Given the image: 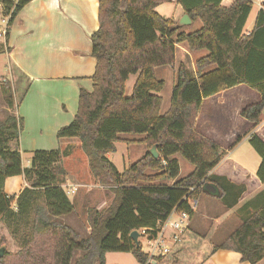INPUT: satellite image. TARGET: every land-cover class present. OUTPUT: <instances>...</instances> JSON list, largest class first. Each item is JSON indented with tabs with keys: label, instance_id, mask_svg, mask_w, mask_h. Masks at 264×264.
Returning a JSON list of instances; mask_svg holds the SVG:
<instances>
[{
	"label": "trees",
	"instance_id": "16d2710c",
	"mask_svg": "<svg viewBox=\"0 0 264 264\" xmlns=\"http://www.w3.org/2000/svg\"><path fill=\"white\" fill-rule=\"evenodd\" d=\"M31 1L0 0V15L7 18V28ZM175 1L181 0L98 3V29L90 37L92 57L96 60L92 90L80 89L72 122L56 133L58 141L79 142L92 178L113 196L104 214L99 215L92 208L86 211L88 239L77 242L71 227L44 218L64 217L74 211L61 188L67 177L63 153L59 149L35 151L29 165L22 168L18 141L23 122L14 116L10 83L2 81L11 114L0 121V221L18 250L13 254L5 252L0 264H71L75 252H88L92 247L96 250L97 264H106L105 256L109 253H129L139 264H145L147 257L130 238L133 231L163 223L174 208L191 217L194 212L184 199L197 200L201 194L210 195L205 191L207 185L217 189L215 198L229 197V202L223 204L225 207L237 203L238 186L224 179L226 188L222 189L218 183L222 178L210 175L223 152L217 144L198 134L195 124L204 98L236 85H245L258 94V101L245 106L240 118L253 128L260 123L264 113V51L261 58L250 55L256 51L252 37L264 31V12L259 10L254 29L244 36L241 30L252 7L249 0H234L228 8L200 3L184 8V15L192 23H201L197 31L185 33V27L175 28L176 22L156 12L161 3ZM181 44L190 52L204 50L207 55L195 62L194 72L179 64L170 107L161 115L162 99L158 94L165 84L155 77V69L173 66L176 45ZM131 75H136V80L127 97L126 83ZM123 134L143 135L144 139L138 143L146 145L148 151L120 173L106 156L116 153V143ZM240 141L238 137L234 145ZM249 144L261 159L257 177L264 182V143L252 136ZM152 147L159 155L157 159L149 152ZM176 155L194 166L192 173L180 180H177L179 165L171 159ZM148 171L154 174L147 175ZM19 176L26 186L16 199L9 198L4 193L5 181ZM148 235L153 238L155 234L148 232ZM4 243L0 241V245ZM218 251L238 254L241 263L263 261L264 218L255 212L243 219L224 242L212 247L208 257ZM174 259L177 263V258ZM163 260L157 264L164 263Z\"/></svg>",
	"mask_w": 264,
	"mask_h": 264
},
{
	"label": "crops",
	"instance_id": "0c3cea01",
	"mask_svg": "<svg viewBox=\"0 0 264 264\" xmlns=\"http://www.w3.org/2000/svg\"><path fill=\"white\" fill-rule=\"evenodd\" d=\"M99 1H31L18 13L10 27H6L8 29V37H3L4 51L1 52L7 58L12 73L11 82L7 81L12 88L15 106L14 116L23 122L18 146L21 161L23 155H27L28 160L25 165H22V168H26L29 165L33 152L59 149L63 153V167L67 172L65 183L61 188L64 190L65 186L74 187L76 188L74 194L77 193L78 188H87L84 178H90L89 168L87 169L88 163L86 166V157L84 159L85 155L82 156L83 153L80 150L79 143L76 142L77 140L63 139L58 141L56 133L60 128L72 122L77 112L80 89L89 92L92 90L91 77L95 72L96 60L92 57L90 37L98 29ZM233 1L181 0L179 3L176 1L169 3L173 7L169 12L162 6L164 3H161L157 6L156 12L164 19L177 22L184 15L185 7L207 3L218 4L220 7L228 8ZM159 7H162L161 14L158 11ZM258 12L259 10L252 5L241 30L242 35L252 32ZM5 22L4 24L7 25V19ZM189 27V33H192L200 29L201 23L196 21ZM183 32L185 31L183 30ZM252 40L256 51L251 52L250 58H261L264 51V31L260 34H255ZM177 47L179 46L176 45V49ZM176 49L175 58H177ZM203 51H189V58H194V54L203 53ZM206 55L207 51L199 58H203ZM214 97H221L222 105H219L220 116H217L216 120L222 123L223 128L220 130L207 129L206 126L209 123V118L207 117L201 128L203 131L199 132L197 128L196 131L217 144L222 152L221 146L230 148L229 154L222 156L220 163L211 171L210 175L216 178H224L238 186L235 193L240 197L233 207L227 208L221 206L214 196L199 195V197H204L206 209L201 212L199 217H197L198 209H196L190 217L189 232H197L196 229L199 225L207 226L202 237L206 239L210 232V237L208 238L210 243L216 238V233L219 231L224 229L235 231L242 223V220L252 213H259L264 218V182H261L257 177V169L261 159H259V156L253 159V168H250L251 166L245 162L244 158H242V161L239 159L231 160L233 152H237L244 145H247L252 136H256L264 143V119H261L260 123L253 128L247 125L239 116L240 111L245 106L250 105L248 102L253 100V103H256L258 101V94L245 85H236L225 89ZM214 97H211V99ZM234 100L239 102L238 107L227 110L229 102ZM7 113L8 115L11 114L8 110ZM197 121L198 118L196 125ZM231 123L233 124L232 128L228 127ZM238 137H241V141L234 145L235 147L232 146ZM143 139L144 137L134 141H122L120 139L116 143V153H118L117 146L124 147L128 152L130 145L139 144L138 142ZM139 145L145 148V145ZM74 147L78 149L79 154L76 153L77 151L74 150ZM146 151L148 149L143 152V155ZM114 154H108L106 158L121 173L128 167L126 165L121 166V159L117 155L111 160L110 156ZM171 159L176 160V156ZM66 161H70V169H67ZM25 186L23 177L8 178L5 181L4 193L9 198L16 199ZM90 191H85L84 196L94 201L93 192ZM99 204L97 203L96 205L99 206ZM12 205L15 206V201ZM11 208L13 209V207ZM91 208L89 207L88 209ZM220 208L222 211H220ZM64 217L44 216L46 220L60 225H64V221L68 222L63 220ZM79 220L77 218V221ZM70 221L72 222V220ZM81 224L82 226L84 225L82 222ZM192 235L194 236V232ZM229 235H226L220 243L215 245L224 242ZM193 236L191 237L193 238ZM198 240H202V238L199 237ZM179 249L176 248L172 254H176ZM94 252L96 254L95 249ZM85 253H82V255H85ZM225 253L232 252L218 251L208 257V260L211 258L214 260L217 257L221 258V255ZM239 260L240 257L238 255L236 263L247 264L241 263ZM223 262H225V259H223ZM92 264H97V262L94 260Z\"/></svg>",
	"mask_w": 264,
	"mask_h": 264
},
{
	"label": "rangeland",
	"instance_id": "374dc122",
	"mask_svg": "<svg viewBox=\"0 0 264 264\" xmlns=\"http://www.w3.org/2000/svg\"><path fill=\"white\" fill-rule=\"evenodd\" d=\"M162 6L165 7V10L168 12L171 11L173 8L172 5H170L169 3H164V5ZM254 7L258 9L257 6H254ZM158 11L161 14L162 7H159ZM6 19L7 18L5 16L0 15V31H4L5 29H7L6 28L7 25L4 24ZM189 28H190L189 26L185 27L184 31L186 33H189ZM178 46L179 47H177L176 49L177 58H175L174 65L171 67L163 66V67H158L155 69V77L158 80L164 81V84H165L163 91L158 94V96H160L162 99V105H161V110H160L161 115L165 114L170 107V97H171L172 87L175 82V73H176V70L179 64H183L188 70H191L194 72L196 60L200 59L199 57H201L203 53H206V51H203V53L199 52L197 54H194V58H189V54H188L189 50L187 49L186 45L182 44ZM2 51H4V43H3V36L0 35V121H4L6 116L8 115L7 110L10 111L6 104V94L4 93L2 89V81L9 80L11 82V77H12L10 64L7 58L1 54ZM135 80H136V75L129 76V79L126 83V91H125L127 97L131 95V90L135 83ZM214 98L211 99L210 97V98H204L202 100L201 107H200L199 114H198L197 125L195 124L196 125L195 128H197V131L199 132L203 131V129L201 128L204 125L203 123L204 120L207 117L209 118V123H210V124L208 123V125L206 126L207 129L220 130L223 128L222 123L216 120L217 116H220L219 105L220 104L222 105V101L220 100L221 97H214ZM251 103H253V100L248 102V104H251ZM238 105H239V102L237 100L230 101L228 104L227 110L234 108V107H238ZM261 119H264L263 115ZM232 126L233 124L231 123V125H229L228 127L232 128ZM119 137L122 141L123 140L134 141V140H140L144 136L135 135V134H123V135H120ZM76 142L79 143L78 141ZM139 144L134 143L133 145H130L128 147V152L124 147L117 146L118 153L116 154L113 153L114 155H111L110 159L112 160L114 157L119 156L121 159L120 160L121 166L126 165V167H129L130 165L135 163L140 157H142L143 152L147 150L146 145L144 148V147H140ZM232 146H234V144H232ZM221 147L223 149V156H227L229 154L228 151L230 148L223 147V146ZM74 150H76L77 151L76 153H78L77 148L74 147ZM82 156H84V154H82ZM249 156H251V158H249ZM256 156H259L258 153L252 147V145L248 143L247 145H244L242 149L238 150L237 152H233V156H231L232 157L231 160L239 159L240 161H242V158H244L245 162L251 166L250 168H253L252 162ZM84 159H85V156H84ZM27 160H28V156L23 155L22 165H25ZM176 160H177V163L180 169L177 180L183 179L192 173L194 169L193 165L185 161L179 155H176ZM69 162L70 161H66L67 169H70L71 167V164H69ZM85 163L87 166L86 161ZM146 174L153 175L154 172L148 171ZM89 176H90L89 179L87 177L84 178L85 179L84 183L86 184L87 188H84V187L78 188L76 194L68 196V199L74 205L75 210H74V213L63 218V220H67L70 223L69 224L68 222L64 221L63 222L64 225L71 227L76 233L74 240L77 242L89 238L90 233H89V227H88L87 220H86V210L89 207H92L93 209L95 208L98 210L99 215L104 214L105 211L111 205V202L113 200V196L109 194L103 187L99 186L96 183V181L91 177L90 173H89ZM223 180L224 178H222L221 181H218V180L217 181L220 184V187L222 189H225L226 185H225V182H223ZM68 188H70V186H68ZM88 190H91L90 192H93V197L95 198V199L93 198L94 201L89 200L84 196L85 191H88ZM197 200H198L197 217H199L201 212L206 209V205H205L204 197H198ZM217 200L219 201L221 206H224L223 204L225 202H229V197L225 196L221 200L220 199H217ZM97 203L98 204L100 203L99 206L96 205ZM11 207L15 208V206L13 205ZM220 211H222L221 208H220ZM77 218H79L80 220L77 221ZM70 220H72V222ZM80 221L84 223L83 226ZM206 227L199 225L198 228L196 229L197 232L195 231L189 232V229H188V232L185 238L182 240V243L178 246V247L181 246V249L176 254L173 253L171 254V256L166 257L163 260L165 262L164 263L162 262L161 264H237L236 258L238 257V254L233 253V252L225 253L221 255V258L217 257L214 260L212 258L208 260V255L212 249L211 247H213L215 244L220 243L226 235H229V233L232 232V230L224 229L223 231H219L218 233H216V238H214L213 241H211L210 243V240L208 239L210 237V232L206 236V239L202 237L203 233L205 232L204 229ZM193 232H194V236L192 235ZM191 236H193V238ZM199 237H201L202 240H198ZM1 240L5 241L4 243L5 252L9 254H13L17 252L18 247L16 243L12 240L11 235L7 231L2 221H0V241ZM138 244L140 245L141 251L146 254L148 252L147 236L140 233L138 237ZM82 253H85V252L83 251L75 252L74 257L71 260L72 261L71 264H92L94 257H95L94 247H92V249H90L87 253H85V255H82ZM105 257H106V264H139L133 258V256L129 253H109ZM174 258H177V263L173 262V260H175ZM223 259H225V262H223ZM258 264H264V260Z\"/></svg>",
	"mask_w": 264,
	"mask_h": 264
},
{
	"label": "built area",
	"instance_id": "2783aa9c",
	"mask_svg": "<svg viewBox=\"0 0 264 264\" xmlns=\"http://www.w3.org/2000/svg\"><path fill=\"white\" fill-rule=\"evenodd\" d=\"M252 5L257 6L258 10L264 12V0H249ZM5 31H0V35L5 37ZM250 32L244 36H249ZM163 166L166 163L163 162ZM192 191V189H191ZM64 192L66 196L73 195L75 188L65 186ZM191 211L195 212L198 206L197 200L185 198ZM190 216L185 211L174 208L170 215L163 223H157L152 229H142L138 233L147 236L148 252L145 254L147 261L145 264H157L159 260L168 257L182 243L189 229ZM148 232L154 233V237L150 238Z\"/></svg>",
	"mask_w": 264,
	"mask_h": 264
},
{
	"label": "water",
	"instance_id": "95a60500",
	"mask_svg": "<svg viewBox=\"0 0 264 264\" xmlns=\"http://www.w3.org/2000/svg\"><path fill=\"white\" fill-rule=\"evenodd\" d=\"M192 24V21L189 19V17L187 15H183L177 22H176V25H175V28H183V27H187V26H190ZM149 152L152 154V156L154 158H158L159 155L158 153L156 152L155 150V147H152ZM205 191L210 194V195H216V193L218 194L217 192V189L214 187V186H211V185H207L205 186ZM138 237H139V233L137 231H133L131 234H130V238L132 240V242L134 243L135 247L138 248L139 247V244H138ZM4 252H5V244H2L0 246V258L3 257L4 255Z\"/></svg>",
	"mask_w": 264,
	"mask_h": 264
}]
</instances>
